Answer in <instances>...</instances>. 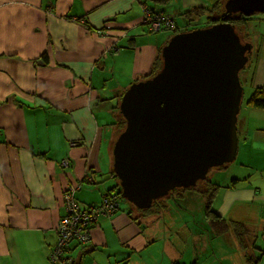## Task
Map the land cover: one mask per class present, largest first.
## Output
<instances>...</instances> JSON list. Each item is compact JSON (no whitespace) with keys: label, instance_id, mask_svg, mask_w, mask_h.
Returning a JSON list of instances; mask_svg holds the SVG:
<instances>
[{"label":"crops","instance_id":"0c3cea01","mask_svg":"<svg viewBox=\"0 0 264 264\" xmlns=\"http://www.w3.org/2000/svg\"><path fill=\"white\" fill-rule=\"evenodd\" d=\"M217 1L169 0L156 10L185 29L200 21L184 12ZM143 3L0 0V264H53L64 190L79 183L75 200L85 209L116 185L114 99L150 72L168 41L147 32ZM251 84L264 88L260 57ZM254 110L237 126L235 165L211 207L226 222L244 224L249 245L262 242L264 257V111ZM232 180L239 182L228 188ZM204 205L202 198L198 215L176 225L164 213L140 216L120 205L92 225L86 245L71 243L65 254L71 264L78 257V264H246L236 235H216L205 222Z\"/></svg>","mask_w":264,"mask_h":264},{"label":"water","instance_id":"95a60500","mask_svg":"<svg viewBox=\"0 0 264 264\" xmlns=\"http://www.w3.org/2000/svg\"><path fill=\"white\" fill-rule=\"evenodd\" d=\"M224 8L223 17H248L264 13V0H227ZM251 49L226 22L178 32L161 48L160 70L127 87L119 103L125 127L112 149L123 199L148 209L235 160L239 72Z\"/></svg>","mask_w":264,"mask_h":264},{"label":"trees","instance_id":"16d2710c","mask_svg":"<svg viewBox=\"0 0 264 264\" xmlns=\"http://www.w3.org/2000/svg\"><path fill=\"white\" fill-rule=\"evenodd\" d=\"M144 1H145V3H143V5L147 6V8L151 12L152 11H154V12L158 11V10H156L157 7L165 6L169 2V0H144ZM226 1L227 0H218L210 8L193 7L191 9H189L188 11L184 12L182 14V17L185 18L187 21L192 22V21L206 15L205 16V22H206L205 26H202L200 28H205V27H208L210 25H213V24L219 23V22H226V23L233 25L236 29L238 26L243 25L251 16L245 17L242 14L237 13V14H232L230 16L222 17L221 14L225 11L224 7H225ZM158 12L163 13L162 11H158ZM213 12L219 13V14L213 15ZM202 23L199 25H202ZM142 24L144 25V27L146 28L148 33H159V32H163V31H172V33H173L172 36L178 32L191 31L193 29H197V28H192V27L180 29L179 27L176 26L175 30H170L167 28H161V29H159V31H154V30L149 29L148 26L146 24H144L143 22H142ZM160 53H161V49H159V51L155 57V60L153 62V65L151 67L150 72L146 76H144L141 80H145L147 78L152 77L153 75H155L160 70L161 65H162V59H161ZM248 57L250 59V54ZM247 63H249V60ZM245 68H243L242 71H244ZM240 72H239V76H240ZM141 80H136L135 82L141 81ZM123 93L124 92L117 95V97H116L117 103L114 106V108H112L117 113V117H118V121L116 123L118 135L125 127V120L123 119V117L119 111V103H120V100H121ZM246 105H247V107H249L251 109H257V110L264 111V88L263 87L253 88L249 98L246 100ZM226 167H227V165H223L217 169L224 170ZM111 177H113L116 180V185L113 188H111L108 191V193H115L118 196V199L120 201L123 198L121 196L119 182H118V180H117V178L113 172H111ZM238 182H239V180H232L231 186H229L228 188H233L234 185L237 184ZM205 185H206L207 189L202 192V197H203V199H205V205H204V220H205V222H207V224L212 228V230L214 231V234H216V235L224 234L225 232L231 230L236 235L238 242H239V245H240V248L244 252V256H245L244 258H245L246 264H259L260 258L259 257L255 258V257H253V255H251L249 253V249H252V250L255 249L253 246L249 245V243H253V242L249 241V236H250L251 232L245 227L244 224H242L240 222H234V221L226 222L225 219H223L221 216L217 215L215 213V211L212 209L211 204L216 197V192L220 188L219 184L207 182V183H205ZM191 189L192 188H180V189H174V190L170 191L168 193L167 197L165 199H163V202H162V204L164 203L163 206L166 205L164 200H168L172 196L173 192H176L179 190L186 192V191L191 190ZM160 202L161 201H159V200L154 201L152 206L148 209H145V210H140V209L135 208L133 205L132 206L134 207V209H136L139 212L138 214L141 216H145L147 214H149V215H157V214L160 215L161 214L162 215L165 212L164 211L165 207L161 206ZM161 208H164L163 209L164 212H161V210H162ZM133 211L134 210H132V212ZM132 212H131V214H132ZM133 219L135 221H137L139 219V217H136V218L133 217ZM262 254L263 253L261 252L260 255H262Z\"/></svg>","mask_w":264,"mask_h":264},{"label":"rangeland","instance_id":"374dc122","mask_svg":"<svg viewBox=\"0 0 264 264\" xmlns=\"http://www.w3.org/2000/svg\"><path fill=\"white\" fill-rule=\"evenodd\" d=\"M219 13H214L213 15H217ZM206 16V15H205ZM205 16L200 17L196 19V21H200L197 24L194 23L192 28H200L202 26H205ZM203 22V23H202ZM202 25H199L201 24ZM237 34L245 41V43H249L252 46V50L250 52V61L249 63H246V68L244 66V71L241 70L240 72V83L243 88V94H242V100L240 104V111L237 115V126L240 128L242 124L245 122V120H252V113L256 112V110L251 109L247 107L246 100L249 98L251 92H252V84H251V74L253 73L254 69V59L260 57V59L264 60V13H256L249 17V19L243 24L236 28ZM160 33L166 34L168 40L172 36V31H163ZM117 103V100L114 99V104ZM260 111V110H258ZM259 113V112H256ZM118 135V133H117ZM115 142V141H114ZM237 156V155H236ZM236 159L229 163L224 170H219L217 168H212L208 171L206 175L205 181H198L194 188L191 190H188L186 192H178L177 194H173L168 200H164L166 203L165 206H163L162 202L163 199L167 197L164 196L163 198L158 199L161 204V206L165 207L161 208V212H164V216L166 217V222H169V225H176L177 223H182L184 219L189 217H196L198 214L197 212L200 211V206L202 202V192L205 191L206 185L205 183L210 182L214 184H221L222 178L226 175L225 173L228 171V169H231V167H234ZM183 195V197H182ZM121 206H124L125 208L130 207L132 210H134V213H139L132 204L127 202L125 199H121L120 203ZM153 204V203H152ZM152 206V205H151ZM213 208V207H212ZM164 209V211H163ZM141 216V215H140ZM156 216L162 217V215L157 214ZM251 242L252 239H249ZM262 242H258V245L256 243L254 253H250L253 255V257L257 258L260 257L259 264H261L262 261H264V257L261 254L263 251ZM214 245V243H213ZM187 247H184V255L185 257L187 255ZM183 248L181 246L180 251H182ZM234 254H229V259Z\"/></svg>","mask_w":264,"mask_h":264},{"label":"built area","instance_id":"2783aa9c","mask_svg":"<svg viewBox=\"0 0 264 264\" xmlns=\"http://www.w3.org/2000/svg\"><path fill=\"white\" fill-rule=\"evenodd\" d=\"M144 15L142 22L149 29L159 31L161 28L175 30L174 19L161 12L156 11L153 14L147 6H144ZM66 166L67 161H61ZM85 180H91L86 176ZM80 184L69 185L63 192V204L66 209V215L61 217L57 225V241L51 252L50 261L53 264H71V256L66 255L67 249L71 243L77 245H86L89 242L90 230L92 225L99 218L112 216L120 208V201L115 193H106L102 195L99 204L80 209L76 202L75 193Z\"/></svg>","mask_w":264,"mask_h":264},{"label":"flooded vegetation","instance_id":"af4514ba","mask_svg":"<svg viewBox=\"0 0 264 264\" xmlns=\"http://www.w3.org/2000/svg\"><path fill=\"white\" fill-rule=\"evenodd\" d=\"M240 37V36H239ZM240 40H241V42L242 43H245V41L240 37ZM252 50V49H251ZM251 52V51H250ZM250 52L248 53V55L247 56H249V54H250ZM248 60L250 61V59H249V57H248ZM246 67V66H245Z\"/></svg>","mask_w":264,"mask_h":264},{"label":"bare ground","instance_id":"6f19581e","mask_svg":"<svg viewBox=\"0 0 264 264\" xmlns=\"http://www.w3.org/2000/svg\"><path fill=\"white\" fill-rule=\"evenodd\" d=\"M152 13H153V14H155V12H154V11H152ZM221 16H222V14H221ZM222 17H223V16H222ZM193 30H194V29H193Z\"/></svg>","mask_w":264,"mask_h":264}]
</instances>
